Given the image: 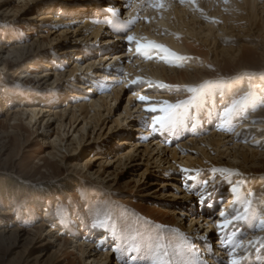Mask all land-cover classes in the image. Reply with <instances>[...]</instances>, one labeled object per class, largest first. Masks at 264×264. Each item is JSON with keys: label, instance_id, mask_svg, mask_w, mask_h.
Returning a JSON list of instances; mask_svg holds the SVG:
<instances>
[{"label": "rangeland", "instance_id": "1", "mask_svg": "<svg viewBox=\"0 0 264 264\" xmlns=\"http://www.w3.org/2000/svg\"><path fill=\"white\" fill-rule=\"evenodd\" d=\"M110 1L113 2L0 0V264H152L157 260L155 257L145 263H136L134 259L143 251L147 254L159 251L160 246L156 249L150 243L157 236L145 232L135 234L130 226L138 221L157 223L163 227L165 237L177 229L182 219L181 227L188 237L191 220L180 213L196 209L214 221L216 209L222 207L217 198L229 193L240 201L226 209L227 219L215 223L214 232L228 242L221 264H232L234 259L238 264H244L245 260L248 264H264V236L254 246L243 247L241 239L246 231L237 229L249 210L256 209L263 215L259 219L253 217L254 224L259 225V220L264 219V12L261 4L258 17L253 20L235 1L214 0L208 8L210 11L205 6L207 0L194 3L167 0L162 5L158 0H148L129 23L126 11L104 6ZM99 2L103 7L95 9ZM132 3V0H123L112 6L123 4L131 9ZM169 3L174 4L170 7ZM175 5L197 15V22L192 23L188 13L187 24L166 26L157 34L161 24L156 16L172 11ZM148 7L151 10L146 13ZM72 9L85 12L83 15L96 23L120 11L125 16L118 14L119 18L126 24L121 28L123 39L107 34L108 27L99 39L88 36L83 24L77 23L78 17L66 13ZM203 29L210 30V34ZM136 30L140 35L148 31L157 38L153 42L166 46L183 59L172 58L159 49L137 51L136 42L127 39ZM173 37L188 51L170 46ZM108 39L111 44L104 46ZM75 49L79 51L68 53ZM120 53L124 58L112 64L111 57ZM149 62L168 71L163 80L150 76L146 70ZM90 63L94 64L93 68L84 70ZM173 70L177 75L170 72ZM138 78L144 83H133ZM120 84L124 85L123 90ZM193 87L207 94L189 92ZM115 94L119 95L118 100L107 99L111 108L108 114L102 109L104 117L99 120L90 104L103 96L113 98ZM141 95L149 101H140ZM245 96L249 97L246 106L234 109L225 119V109ZM129 99L133 100L131 105ZM165 101L181 105L177 109L179 116L184 110L190 111V115L180 118L184 122L179 127L189 126L193 130L191 138L209 139L217 131L239 137V141H231L227 146L202 143L209 158L191 147L195 150L191 154L201 164L185 167L179 163L178 177L168 173L165 169L169 165L164 162L159 168L156 154L151 150L142 147L137 153L139 148L135 149L136 142L160 141L169 149L178 145L181 139L168 137V131L175 125L153 129V115L162 113L146 111L152 106L164 107ZM79 106L86 109L80 112ZM126 107L131 109L132 118L122 125L123 115L118 126L115 122H119L118 115ZM39 110L41 115L35 116L33 111ZM85 112H89L92 121L84 120ZM74 113L76 120H73ZM55 114L58 118L53 117L48 123L49 115ZM197 116L202 117L200 124ZM245 123L250 126L242 128ZM95 125L99 126L94 129ZM75 135L81 141L80 146ZM188 139L182 138L185 142ZM123 140L129 143L120 144ZM131 152L133 155L129 156ZM233 154L237 155L239 164L230 160ZM95 156L99 159L93 161ZM151 156L153 159L149 160ZM152 179L158 184L169 181L178 185L191 195L192 207L176 208L173 202L154 198L156 194L147 196L159 190L160 185H151ZM171 189L178 192L174 186L163 191ZM204 224L202 219L193 233H204ZM120 230L127 231L126 240L116 236ZM74 231L77 232L72 235ZM164 237L161 240L157 237V242L165 241L163 249H167L160 261L175 264L178 259V263L182 258L180 248L185 246L172 249ZM181 241L185 243L184 238ZM230 242L237 246H230ZM197 247L192 250L200 259L205 258ZM171 254L175 255L173 259Z\"/></svg>", "mask_w": 264, "mask_h": 264}, {"label": "bare ground", "instance_id": "2", "mask_svg": "<svg viewBox=\"0 0 264 264\" xmlns=\"http://www.w3.org/2000/svg\"><path fill=\"white\" fill-rule=\"evenodd\" d=\"M122 1L123 0H113L114 3L115 2H122ZM164 1H167V0H158L159 4H161V5L164 3ZM229 1L230 2H234L235 1L236 6H238V8H241L242 10L247 11L249 13V18L250 19L252 18L253 20L258 17L257 12H258V6L260 4H261L260 6H262V7H260V9H262V12H264V9H263L264 5H262V4H264V0H241V2H239L238 0H229ZM113 2L111 3V1H110L108 4H104V6L110 5L112 8H114L116 10H118V8H119L121 10L126 11V14L128 16L127 18H129V23H130V22H132L135 19V12L138 11L139 7L141 8V6H144L143 4L145 2L148 3V0H132L133 3L130 6L131 9H129V7H127V6L123 5V4H115V6H112V5H114ZM213 2H214V0H207L206 5H205L206 9L210 8V6L212 7V3ZM173 4L174 3H169L170 7ZM99 6H102V2H99L97 5H95V9H97V8L99 9L100 8ZM220 6H222V5H220ZM182 8L181 7H177V5H175V7L172 8V11H168L167 13H162V14H160L161 16H158L155 12H150V15H155V16L157 15L156 19L161 24L160 27H158V33L157 34H159V31H161V29L163 27H166V26L167 27L168 26L175 27V26H179V25L181 26V25L187 24V22H186L187 18L186 17H187V14L191 13V12L188 11V9H182ZM149 10H151V9L149 8L146 11V13H148ZM208 10H210V9H208ZM63 12H64V10H63ZM89 12L92 13L93 11L89 10ZM66 13H70V14L72 13L71 16L78 17L77 18V23H82L83 24L84 31L86 32V34L88 36H92L95 39H99L101 36H103L102 34H104L105 27H108V29H110L111 33H110V31H109V33L107 31L106 32L107 34H112L115 38H119V40L123 39V37H120V36H123V35H121L122 33L119 32V29L124 25V22H122V20L117 16V14L115 12L110 13L109 17L105 18L106 20L101 18L98 23H96L95 21L89 20L88 16L83 15V14H85V12H83V11L81 12V11H79V9L78 10L72 9V11H70V10L67 11L66 10ZM220 13H221V11H220ZM215 15H217V14H215ZM84 16H86V17H84ZM148 16H149V14L146 15L147 19H148ZM190 16H191L190 20L192 21V23H193V21H194V23H196L197 22L196 20L198 19V16L195 15L194 13H191ZM159 17H160V19H159ZM173 19L175 20L176 24L173 21ZM102 20H104V22H102ZM55 21H62V20L61 19H59V20L56 19ZM172 22H174V26L172 25ZM137 29H139V27ZM203 30L207 32L206 34H210V32H211L208 29H203ZM162 35H163V33H162ZM130 36H133L135 38L136 41L134 40V42H136L135 45H136L137 48H138V43L137 42L149 43V42H153V41L156 42V40H157V38L153 37V35L151 36L148 31L145 32L144 34L140 35L137 32V30H136V31L132 32V34L130 33ZM158 37H159V35H158ZM106 38H108V37H105L104 39H106ZM160 38L158 40H160ZM174 38L175 37H173V39L171 41L168 39L170 41L169 42L170 46H173L174 49H176L178 51H185V50L188 51V48L184 47L183 45H180V43H182V42L178 43L177 40L174 39ZM165 41H167V40H165ZM109 44H111V41L109 39L105 40L104 46H108ZM118 44H120V43L118 42ZM76 49L75 50H70V52H68V53L78 52L79 50H76ZM149 49L151 50L153 48H149ZM106 57L110 58L108 56H106ZM234 57H237V55L234 56ZM76 58L77 59H82V56H77ZM121 58H124L123 54H121V53L117 54V55H113L111 57V60L113 61L112 64H114V63L117 64V62H118L117 59H121ZM93 66H94V64H92V63L87 64V66L85 67L84 70H90V69L93 68ZM146 66H147V69H146ZM146 66H144L145 69L147 70V72H149L150 76L153 79L157 78V80L158 79L163 80L164 79L163 76L168 74V71L166 69H164L163 67L159 68L157 66L156 67L152 66L150 62L147 63ZM128 69H129V71L133 70L132 68H130V66L128 67ZM170 72L172 74L177 75L176 71H174V70L170 71ZM126 80H132V79L131 78H127ZM126 80H124V81H126ZM119 86H120V90L124 89V85L120 84ZM137 93H139V92H137ZM111 97H112L111 95L110 96H106V97L103 96L97 102L94 100L90 104L92 109H95V111H96L95 116L98 117L99 120H101V118L104 117L103 112H101L102 109H105V112L108 114V111L111 108V105L109 104L110 102H107V99L108 100L111 99L110 101H116V100H118L119 95L115 94V96H113V98H111ZM128 103L131 105L133 103V100L129 99ZM78 108L80 109V112H82V111H84L86 109V107H82V106H79ZM44 112H47V111L46 110L42 111V114ZM135 112H136V110H135ZM85 113H86V115L83 116L84 120L87 121L86 118L91 120L92 118L88 117L89 112H85ZM33 114L35 116H40L41 115V111L40 110L39 111H33ZM211 114L212 113L209 114L210 117H212ZM123 115H125V119H122ZM188 115H190V111H188V109L184 110V114L179 116L178 121H180V118L184 119V117L185 116L187 117ZM118 116H119V122H117V121L115 122V123L118 124V126L120 125V120L121 119H122V122H121L122 125L127 123V121L130 122V118H132L131 109L126 107L124 113L119 114ZM53 117L54 118L55 117L58 118V115H56V114L55 115H51V116L49 115V118H47L48 119L47 122L50 123L53 120ZM197 117H195L198 120L197 124H200L201 121H202L201 120L202 117L201 116H197ZM59 118H61V117H59ZM76 118H77L76 114L74 113L73 114V120H76ZM180 122H182V121H180ZM87 125H88V123L85 124V126L83 127V130L85 129V127ZM98 126L99 125H95L94 129H96ZM247 126H250V123H245L242 128H246ZM168 133H169V135H168L169 138L181 139V140H179L178 145H176L173 149H169L168 147L163 146L162 142H160V141L153 142V143L149 142L148 144L146 142H145L146 144H140V142H136L135 143V147H136L135 149L139 148L137 153L140 151V149L142 147H146L147 150H151L154 154H156V159H158L157 163L159 164L158 167L159 168L162 167L163 166L162 164L165 162L166 164L169 165L165 170L168 173H172L173 172L174 174H176L175 175L176 177H178L177 171L179 169L177 167V164L180 163V165H183L185 167H192L195 164H197V165L201 164L202 161L197 159V158H195V156L193 154H191L192 152H195V150L193 151L191 147H193L194 149H197L200 152V154H202L204 156V158H209L210 156L208 154V151L206 150V147L204 145H202V143H207L208 142L209 145H213V144H216V143L218 145V143H219V144H222V146H227L228 143H230L231 141L232 142L239 141V137L235 138V136H229V135L226 136L227 135L226 133H225L226 134L225 135V134L219 133L217 131H213L211 133V135L208 137L209 139H203V140L197 141L196 139L191 138V133H193V130L190 129L189 126L183 127V128H181L179 126H176V127H173L172 129H170V131H168ZM162 134H164V132H162ZM75 138H76L77 144L80 146L81 141L79 140V137L77 135H75ZM182 138H185L186 140L188 138L189 139H188V141L185 142V140H182ZM127 143H129V142H127V140H123V141L120 142V144H126V145H127ZM184 149H187V150L189 149V152H186L187 150L185 152H183ZM227 150H228V148L226 149V151ZM154 154H153V156H154ZM131 155H133V152H131L129 154V156H131ZM259 155L261 156L263 154L260 153ZM252 156L254 158L256 157L253 154H252ZM97 159H99V158L97 156H95L93 161H95ZM152 159H153V157L151 156L149 158V160H152ZM230 160L233 163H238V164L240 163V160L238 159L236 154L231 155L230 156ZM104 162L107 163V161H104ZM200 169H202V167ZM176 179H178V178H176ZM176 179H174V181ZM150 182H152L151 185L158 184L156 182V180H153V179L150 180ZM158 185H160L159 186V190H156V192L154 191V192L148 194L147 196L156 194L154 196V198L159 199V200H163V201L173 202V204H174V206H176V208L177 207L183 208L182 206H184V205H186V207H192V204H190L191 195H189L187 192L183 191L178 185L171 184V183H169V181L160 182ZM168 186H174V187L178 188V192H175L174 189H171V190H168V191H163V189L165 187H168ZM223 198H224V201L226 202L224 204L225 206H223L222 208L217 210V214L215 215L214 221L211 220L210 217H206L205 218V216L200 215L199 212H196V209H192V211H190V212L188 211L187 213H184V212L180 213L182 216L188 218V220H191V224L190 225L192 227L189 228V231L191 232V236H189V237L194 239L195 243L191 242L190 239L187 238V233L184 232V229L181 227V225L184 223L183 220L181 219V223L177 225V229L173 230L170 234H166V236H165L166 239L168 240L170 248H172V249L175 248V250H176L177 249L176 246H185V247H181L180 248V250H182V258L180 256L181 260L177 263V261H178V259H177L175 264H219V261H218L217 257H218V254L220 253L219 250H222V248H221L222 246H220V248L217 249V251H215V246H218V242H216V240L213 239V235H212V232L214 231L213 230L214 229L213 228V223L215 222V220H219V219L221 221L225 220V218L223 216L221 218H218V217L221 215V213H226L227 212L226 209H229L228 207L230 205L232 206L233 203L236 202V200H237L236 197L234 195H232L231 193H229V195H227V196H225ZM179 200H185V202H180ZM166 204H170V203H166ZM162 211L167 212L168 210L167 209H163ZM242 216H245V215L243 214ZM257 216H263V215H260V213L256 209H253V210H249V213L245 217H246V220H249V219L251 220V218L253 219V217H257ZM238 217H241V215H239ZM202 219L205 220V224H204V226H206L205 227V232L204 233H200V235L196 234L197 232L193 233V230L195 228H197L198 225H200V222H201ZM246 220L243 219V221L241 223L245 224L247 222ZM239 223H240V221H239ZM186 225H187V223H186ZM244 226H247L248 231H246L247 232L246 236H244L241 239V242H242L241 244H242V246H245V245L254 246V242L258 241L259 239H261V237L264 236V228L260 227V225L254 224V222L253 223L249 222V223H247ZM129 228H130V230L133 233L138 234V235H141L140 233L145 232V233H148V234L151 233V234L157 236L158 238H160V240H161V238L163 239V237H164L163 236V227L160 224H157V223H142L141 221H138L136 223V225L130 226ZM111 231L113 232V230H111ZM125 232H127V231H125V230L117 231L118 234L116 233L117 234L116 236H118L120 239L126 240L124 238V237H126ZM110 234H111V232H110ZM157 237H155L156 239L155 238L151 239L153 241L152 242L150 241V243H152L153 246H156V249H157V246H160L159 249H158L159 251H157L155 254H152V255L146 254V253H144L145 251H143L141 254H139V255L142 256L140 259H142V258L145 259V258H149V257H155V258H159V260H160V257H164L166 255V253H167L166 250L167 249H163L164 248L163 247L164 246L163 243L165 241L164 242H162V241L157 242V239H158ZM165 237H164V239H165ZM182 238L185 239V243H182L183 245L181 244ZM146 239H147V237H146ZM261 240H263V239H261ZM144 241L147 242V240H144ZM232 243H234V245L237 246V244L235 242H232ZM120 246H122L121 248H123V249L125 248V247H123L124 245H120ZM194 246H201V247H197V248H202V246H204V248H202L203 249L202 252H206L207 253L206 257L203 258V259H200L201 257L197 255L196 251L192 250V248ZM212 246H214V249H212ZM259 246H261V245H259ZM123 251L125 252V251H127V249H124ZM174 257H175V255L171 254L170 258L173 259ZM198 259H200V260H198ZM135 260L136 259H134V261ZM234 260H236V259H234ZM144 263H145V260H144Z\"/></svg>", "mask_w": 264, "mask_h": 264}, {"label": "snow or ice", "instance_id": "3", "mask_svg": "<svg viewBox=\"0 0 264 264\" xmlns=\"http://www.w3.org/2000/svg\"><path fill=\"white\" fill-rule=\"evenodd\" d=\"M183 2V0H182ZM192 2L194 3L195 0H192ZM127 39L130 42H134L135 38L133 36H128ZM138 43V48L137 51L141 50V49H146V48H153V49H159L161 50L163 53H166L168 56L175 58V59H183V57H179L175 52L171 51L170 49H168L166 46L155 43V42H149V43H143V42H137ZM144 83L143 81H140L139 78L136 81H133V83ZM161 87H167V85H161ZM189 92L191 93H198L202 92L204 95H206V91L201 89L198 90L197 88H189L188 89ZM249 97L245 96V97H241L239 100L233 101L232 105L228 108L225 109L224 111V118L227 119L229 117V115L233 112L234 109L240 108L243 109L246 106V102L248 101ZM140 101L143 102H148L149 98L147 96L141 95L139 97ZM164 107H157V106H152L150 108H147L146 111L152 112V113H162L161 115H155L152 118V128L156 129L157 126H159L160 128H165V127H171L174 126L179 118V114L177 109L180 108V104H172L170 102H163ZM233 191H237L236 188H233ZM244 211L247 213L248 212V208L246 207L244 209ZM221 215L223 216L224 213H221ZM227 222V221H226ZM259 225L260 227L264 228V219H260L259 220ZM223 226V225H221ZM262 243H264V241H262ZM152 264H164V262L160 261V260H153ZM232 264H237V262L235 260L232 261Z\"/></svg>", "mask_w": 264, "mask_h": 264}]
</instances>
